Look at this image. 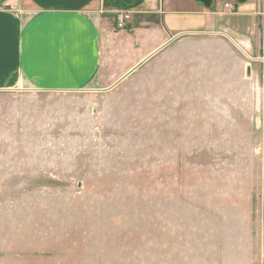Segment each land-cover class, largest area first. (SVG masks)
I'll use <instances>...</instances> for the list:
<instances>
[{
    "label": "rangeland",
    "instance_id": "rangeland-1",
    "mask_svg": "<svg viewBox=\"0 0 264 264\" xmlns=\"http://www.w3.org/2000/svg\"><path fill=\"white\" fill-rule=\"evenodd\" d=\"M177 42L98 94L0 92V264H264V77Z\"/></svg>",
    "mask_w": 264,
    "mask_h": 264
},
{
    "label": "crops",
    "instance_id": "crops-1",
    "mask_svg": "<svg viewBox=\"0 0 264 264\" xmlns=\"http://www.w3.org/2000/svg\"><path fill=\"white\" fill-rule=\"evenodd\" d=\"M190 39L233 47L260 81L264 0H0V92L98 94Z\"/></svg>",
    "mask_w": 264,
    "mask_h": 264
},
{
    "label": "built area",
    "instance_id": "built-area-1",
    "mask_svg": "<svg viewBox=\"0 0 264 264\" xmlns=\"http://www.w3.org/2000/svg\"><path fill=\"white\" fill-rule=\"evenodd\" d=\"M227 8H230L229 5L226 6ZM130 19V16H127V15H120L118 16V20H119V23H118V27L119 28H124L127 26V22L128 20Z\"/></svg>",
    "mask_w": 264,
    "mask_h": 264
}]
</instances>
